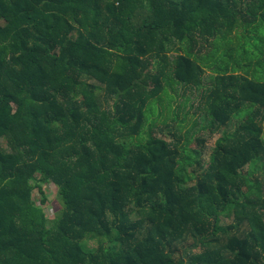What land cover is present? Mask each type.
Instances as JSON below:
<instances>
[{
	"label": "trees",
	"instance_id": "16d2710c",
	"mask_svg": "<svg viewBox=\"0 0 264 264\" xmlns=\"http://www.w3.org/2000/svg\"><path fill=\"white\" fill-rule=\"evenodd\" d=\"M263 123L264 0H0V264H264Z\"/></svg>",
	"mask_w": 264,
	"mask_h": 264
},
{
	"label": "rangeland",
	"instance_id": "374dc122",
	"mask_svg": "<svg viewBox=\"0 0 264 264\" xmlns=\"http://www.w3.org/2000/svg\"><path fill=\"white\" fill-rule=\"evenodd\" d=\"M210 43H204L201 48L200 55H207L213 47L210 45ZM244 66L241 68L243 69ZM243 72V71H242ZM213 75L212 70H207L206 73V80L204 82V87L201 89H198L196 91L186 90L183 87L178 86L176 94L172 95H178L176 99L169 103V101H166V99L160 103L158 101H153V106L149 110L148 109V118L149 122L152 121L157 116L161 115L158 121V130H162V132L159 133V136L166 137L168 140L172 141L174 137L171 135V133H176L179 137H182L186 134L188 130H191V132L194 134L206 138L207 141V147L205 149L204 154V160L207 161L209 158V155L215 145V142L218 137L221 136V133L223 131H233L235 129L236 122L230 123L228 126L222 129L221 133L214 135L213 137L209 136V129H206L208 127V122L206 120V113L203 108L202 100H203V94L205 92V89L209 88L212 84L209 76ZM188 99V101H186ZM188 102L187 106H182L181 103ZM172 104V107H171ZM171 107V109H170ZM180 107V109L178 108ZM162 110L163 112H161ZM185 111H189V117L183 118V113ZM174 112V113H173ZM178 113V115H176ZM187 113V112H186ZM185 113V114H186ZM179 116V119H176L175 117ZM164 122V123H163ZM264 125V123H263ZM178 131V132H177ZM259 167V165L257 166ZM249 170V167H246L244 172L246 173ZM47 196H48V202L44 205L45 212L47 213V216L49 218H54L55 214L59 212L62 208L61 203L59 201V196L57 193V188L49 184L45 187ZM34 199L36 200L37 204L40 205L41 196L38 193L37 190L33 193ZM134 218H136L134 216ZM221 225L224 227H228L230 225H235L233 220V215L230 216H224L222 217ZM91 246H94L91 242Z\"/></svg>",
	"mask_w": 264,
	"mask_h": 264
}]
</instances>
